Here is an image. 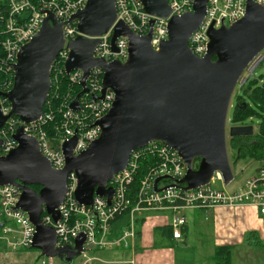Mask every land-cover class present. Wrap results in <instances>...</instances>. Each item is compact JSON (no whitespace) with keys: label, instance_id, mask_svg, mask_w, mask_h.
Segmentation results:
<instances>
[{"label":"water","instance_id":"95a60500","mask_svg":"<svg viewBox=\"0 0 264 264\" xmlns=\"http://www.w3.org/2000/svg\"><path fill=\"white\" fill-rule=\"evenodd\" d=\"M208 0H193L192 11L168 20V37L158 50L150 45L154 19L149 20L145 35H137L124 22L116 20L114 0H86L65 22H59L47 11L40 29L24 43L13 68V82L8 91L0 92L10 105L0 126L15 116L28 123L42 116L43 106L51 88V68L64 44L62 26L76 21L80 35L67 43L68 58L65 74L79 70L81 90L69 105L78 110V99L87 92L86 79L91 69H102V98L110 88L114 100L108 112L95 125L100 135L89 146L73 155L76 136L62 144L65 166L51 167L40 152L37 141L25 135L21 128L13 135L17 146L0 156V185L11 184L20 191L16 205L25 211L35 227L30 247L44 257H58L67 264L78 257L85 240L77 235L73 246L55 247L56 232L41 220L44 209L53 221L59 219L57 207L67 192V176L74 173V198L81 205H90L93 196H100L110 204L113 189L109 182L126 166L130 153L150 142L177 152L186 171L175 180L182 190L206 185L214 171L220 172L223 184L233 180V172L226 149V135H253L251 125H230L228 111L234 90L249 62L264 50V5L246 1L244 15L226 26L212 25L207 31V53L195 56L188 40L201 24ZM143 10L152 17L166 18L170 9L167 0H140ZM112 27L111 48L123 36L128 41V56L124 62L105 61L93 56L98 37ZM240 79V80H239ZM239 80V81H238ZM197 161V167L194 162ZM167 175L154 180L157 182ZM31 185H38V191ZM165 188V187H164Z\"/></svg>","mask_w":264,"mask_h":264},{"label":"built area","instance_id":"2783aa9c","mask_svg":"<svg viewBox=\"0 0 264 264\" xmlns=\"http://www.w3.org/2000/svg\"><path fill=\"white\" fill-rule=\"evenodd\" d=\"M246 1L208 0L204 18L188 40L191 52L197 57H203L207 53L209 27L212 25L214 28H219L222 24L228 26L241 18L245 13ZM252 1L264 5V0ZM114 2L115 23L124 22L137 35L147 34L149 20L154 19L150 45L154 50H158L160 43L168 37L169 18L192 11L193 0H167L170 13L166 18L152 17L147 14L140 0H114ZM85 3L86 0H0V73L12 75V81L8 82L9 86H12V65L15 63L20 47L40 29L47 11L53 13L59 22H65L77 10L82 9ZM62 33L64 44L54 61L56 65L51 78V87L54 86L55 92L59 89L58 78L61 74L66 77L67 83L71 86H79L82 78V72L79 70L71 71L69 74L64 72V64L69 54L66 45L80 35L76 28V21L64 24ZM111 36L112 27L97 38L98 43L93 56L107 62L112 60L124 62L128 56V41L125 37L119 36L114 42L115 50H112ZM262 59L261 53L256 55L249 62L241 77L246 80L252 77L254 69ZM102 75L100 68L90 70L86 79L87 92L79 97L78 110L69 108L75 96L67 95L55 109L48 106L45 112L43 110L42 116L36 121L26 123L15 116L8 118L0 126V156L6 155L17 146L13 135L21 128L25 135L37 141L40 152L48 159L51 167L55 170L62 169L65 166V158L61 147L65 141L76 136L72 153L78 155L101 133L95 123L108 112L114 100V93L110 88L104 90L101 99H93L94 96L101 95ZM5 91L0 90V92ZM53 98L57 99L58 96ZM5 101L7 100L0 96V110L3 115H6L10 109L9 103L7 102L8 105H6ZM229 121L227 117V129L230 126ZM145 155L154 158V162L141 180L136 200L133 201L130 185L139 167L140 159ZM258 162L256 168L252 169L253 171L237 188L213 189L211 184L223 183L220 172L214 171L208 184L195 189L182 190L174 184L175 180L182 178L186 171L183 161L173 149L157 141L150 142L142 148L133 150L127 166L115 174L109 182V186L113 189L109 205L105 198L96 195L93 196L90 205L79 204L74 198L76 176L70 173L67 176V192L62 203L57 207L59 219L54 222L43 209L41 220L45 225L54 228L55 247L73 246L77 235L83 233L85 240L79 255L83 257L87 256L88 251L104 248L133 250L136 239L134 218L135 215L144 212H165L169 215L168 225L171 228L172 237L182 242L184 240L182 228L186 225V210L208 211L216 207H237L250 204L257 207L259 213L264 215V160ZM163 175L170 178L159 180L156 188L160 190L155 191L153 189L154 180ZM20 194L21 191L14 185H0V243H4L9 251L29 248L35 232V227L30 222L27 213L16 208ZM127 210H129L128 226L123 229L119 238L108 239L110 222ZM91 258L84 260L88 262ZM40 262L41 264H54L51 258L42 255ZM129 262L135 264L133 261Z\"/></svg>","mask_w":264,"mask_h":264},{"label":"crops","instance_id":"0c3cea01","mask_svg":"<svg viewBox=\"0 0 264 264\" xmlns=\"http://www.w3.org/2000/svg\"><path fill=\"white\" fill-rule=\"evenodd\" d=\"M185 216L182 242L172 237L169 215L148 213L133 250L109 249L115 253H95L91 260L80 264H216L221 259L215 256L218 247L229 249V264H264V215L257 207L247 204L208 211L190 209ZM255 241L260 245L254 246ZM40 260L38 250L0 251V264H41ZM56 264L67 263L60 260ZM71 264L76 263L73 260Z\"/></svg>","mask_w":264,"mask_h":264},{"label":"trees","instance_id":"16d2710c","mask_svg":"<svg viewBox=\"0 0 264 264\" xmlns=\"http://www.w3.org/2000/svg\"><path fill=\"white\" fill-rule=\"evenodd\" d=\"M56 63L54 62L51 68V75L53 76V69ZM12 81L11 74L0 73V90H8L10 86L8 82ZM59 89L55 92L54 86L51 87L47 100L43 106V110L48 109L50 106L52 109L58 107L67 95L76 96L80 88L78 85L71 86L67 83L66 77L61 74L58 78ZM8 85V86H7ZM57 97L54 99L53 97ZM5 104L8 105L7 101ZM231 114L229 116L230 125H245L246 120L257 119V132L251 136H241V137H230L228 139V147L231 152V164L234 167L239 161L244 160H264V75L257 78L249 77L243 84H237L232 100H231ZM57 122V120H56ZM55 123V122H53ZM140 164L136 170L133 181L130 185L131 188V199L136 200V195L138 193L141 180L147 174L149 168L153 165L154 158L150 155H145L140 159ZM197 162H194V167H197ZM35 187V186H34ZM38 188V187H35ZM147 213H140L135 215V235L136 238L140 232V226ZM129 224V210L124 211L117 215L114 220L110 222V231L108 239H117L122 235V231ZM159 229H156L158 231ZM171 230V228H170ZM254 246H259L260 243L253 242ZM28 250H34L31 247ZM7 250V246L0 243V251ZM215 256L221 257L220 261L216 264H229L230 263V251L227 247L216 248Z\"/></svg>","mask_w":264,"mask_h":264},{"label":"rangeland","instance_id":"374dc122","mask_svg":"<svg viewBox=\"0 0 264 264\" xmlns=\"http://www.w3.org/2000/svg\"><path fill=\"white\" fill-rule=\"evenodd\" d=\"M261 54L263 55V59L261 60L260 64L254 69L253 71V76L252 77H259L261 75H264V50L261 52ZM231 114V109H229L228 111V118ZM245 125H251L253 127V134H255L257 132V125H258V121L257 119H253V120H246V124ZM228 135H226V149H227V154H228V159L231 165V169L233 172V180L227 184L224 185L221 182H216L215 184H211V187L213 189H217V190H221L222 188L224 189H233L235 187H239L241 186L243 180L250 174L251 171H253L256 168V165L259 164L258 161L256 160H244V161H239L235 164V166L233 167L231 164V152L230 149L228 147ZM198 160H196L197 162ZM251 162V163H250ZM253 169V170H252ZM146 213V212H145ZM157 213H161V212H157ZM148 214V213H147ZM110 251L109 248H104V250H91L87 252V256L83 257V256H78L74 259L76 264H80L84 259H87L88 257H92L95 253L101 254V253H109V254H114L112 252H108ZM208 255V253H206L204 255V257H206ZM51 260L56 264L60 262V259L58 257H52Z\"/></svg>","mask_w":264,"mask_h":264},{"label":"flooded vegetation","instance_id":"af4514ba","mask_svg":"<svg viewBox=\"0 0 264 264\" xmlns=\"http://www.w3.org/2000/svg\"><path fill=\"white\" fill-rule=\"evenodd\" d=\"M229 138H230V137H229ZM34 186H35V187H38V188H35ZM30 187H31L32 189L36 190V191H38V190L40 189V187H39L38 185H31Z\"/></svg>","mask_w":264,"mask_h":264},{"label":"bare ground","instance_id":"6f19581e","mask_svg":"<svg viewBox=\"0 0 264 264\" xmlns=\"http://www.w3.org/2000/svg\"><path fill=\"white\" fill-rule=\"evenodd\" d=\"M211 261V260H210Z\"/></svg>","mask_w":264,"mask_h":264},{"label":"clouds","instance_id":"9594fccd","mask_svg":"<svg viewBox=\"0 0 264 264\" xmlns=\"http://www.w3.org/2000/svg\"><path fill=\"white\" fill-rule=\"evenodd\" d=\"M231 107V106H230Z\"/></svg>","mask_w":264,"mask_h":264}]
</instances>
